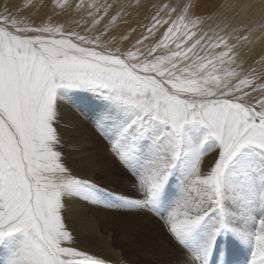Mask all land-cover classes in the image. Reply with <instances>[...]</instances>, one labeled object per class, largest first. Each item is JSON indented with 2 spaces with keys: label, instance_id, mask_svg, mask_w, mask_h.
I'll return each mask as SVG.
<instances>
[{
  "label": "snow or ice",
  "instance_id": "obj_1",
  "mask_svg": "<svg viewBox=\"0 0 264 264\" xmlns=\"http://www.w3.org/2000/svg\"><path fill=\"white\" fill-rule=\"evenodd\" d=\"M73 5L86 12L75 28L0 10V242L12 249L7 264H108L84 247L113 238L99 236L101 218L146 247L176 249L184 264H207L209 245L197 242L203 226L210 225L209 237L230 230L252 243L250 264H264V54L251 58L258 67H245L251 30L209 34L198 30L189 5L161 3L134 43L130 28L122 34L126 47H113L109 28L124 6L73 0L60 7ZM73 91L104 102L93 122L103 152L68 147L66 129L76 139L85 132L62 123V102ZM193 124L196 140L187 132ZM181 158L185 175L162 213ZM109 161L136 189L118 193L121 204L95 195ZM77 206L79 216L70 218ZM254 206L258 227L248 215ZM124 217L155 219L160 231L144 234Z\"/></svg>",
  "mask_w": 264,
  "mask_h": 264
},
{
  "label": "rangeland",
  "instance_id": "obj_2",
  "mask_svg": "<svg viewBox=\"0 0 264 264\" xmlns=\"http://www.w3.org/2000/svg\"><path fill=\"white\" fill-rule=\"evenodd\" d=\"M160 1L165 0H136L135 11L146 7L150 3L159 4ZM193 10L197 13H208L209 15L217 14L218 11L222 13L239 12L243 13L245 10H254L257 12L254 24H257L251 34V43L257 46L264 47V0H224V5L220 9H216L214 0H191ZM221 0H218L220 2ZM105 2V1H104ZM103 2V3H104ZM115 7L123 5L122 2H108ZM244 7V8H243ZM11 8L0 0V10ZM134 11V12H135ZM140 13V12H139ZM141 19V13L137 15ZM238 19V18H236ZM139 20V19H138ZM130 26H128V24ZM241 21L233 23V26H240ZM117 34H121L126 30L130 32V28H136V24L132 21L129 11L124 10V14L113 25ZM135 38V36H133ZM63 103V111L61 113L62 119L68 123H75L82 127L85 132L82 138H72V133L65 130L66 137L70 138L68 147L78 148L83 146L84 151L89 153L103 152L104 146L100 139L93 131V122L96 119L97 113L103 108L104 102L97 98V96L90 92L73 91L69 92L65 97ZM194 128H191L193 131ZM155 131V130H153ZM188 135L196 140L198 136L194 137V133L187 131ZM152 133L150 132L149 135ZM149 140L145 139L143 142L142 151L146 150ZM73 156L78 157L79 152H73ZM257 159L258 158H253ZM187 161L181 158L177 161L176 168L173 175L170 177L168 185L161 198L159 207L161 212H166L174 203L181 180L185 175ZM91 174V173H89ZM100 187L95 191V195L99 198L110 201L114 204H121L118 193L124 195L133 194L136 189L132 186V178L130 175L122 171L114 162L109 161L104 169V172L99 177ZM108 187V191L103 189ZM79 199V198H76ZM80 214L79 207L70 208V218H77ZM248 215L257 218L261 215V210L258 206H254L249 210ZM126 220L133 222L138 221L143 227V233L147 235H155L160 229L155 219L146 221L136 217H124ZM243 220H237L236 224L239 226ZM249 228H251V221H249ZM96 230L100 237L106 234L113 237L107 244H98L95 240L87 242L84 247L90 248L92 252L99 254L100 258L106 259L108 264H184L186 257L174 248L166 247H146L139 243L137 238L131 235H122V229L112 225L103 218L96 221ZM210 225L203 226L197 235V242L200 245L208 243V257L207 264H250L252 259L253 245L252 243L244 242L240 237L235 235L230 230H222L214 237H209ZM11 247L8 243L0 242V264H7L11 255Z\"/></svg>",
  "mask_w": 264,
  "mask_h": 264
},
{
  "label": "bare ground",
  "instance_id": "obj_3",
  "mask_svg": "<svg viewBox=\"0 0 264 264\" xmlns=\"http://www.w3.org/2000/svg\"><path fill=\"white\" fill-rule=\"evenodd\" d=\"M105 0H98L99 3H103ZM135 1L136 0H107V2H122L124 6V10L129 11V15L132 21L136 24V36H139L141 32H144V25L150 23V16L154 14L156 6L160 5L163 1H160L159 4L150 3L146 7L140 8L135 11ZM89 3L92 0H88ZM191 0H165L164 3H171L173 6L179 7L183 5H189V13L191 18L196 20L199 25V31H206L209 34H212V31H220L224 29L229 35L235 36L238 34V31H243L244 29H250V43L243 50V57L247 59L250 63L246 64L245 67H258L256 62L251 58L254 56L256 60L259 59V54H264V47L257 46L255 47L251 43V34L254 31L257 24H254V20L257 21L256 16L257 12L254 10H245L243 13L239 14V12H231V13H222L220 11L217 14L209 15L208 13H197L193 10ZM216 4V9H220L224 5V0L218 2V0H214ZM3 3L6 6L11 8L10 12L17 13L23 12L24 17L29 20V22L35 21L36 23L43 22L44 24H48L51 22L54 25L64 24L65 27L75 28L76 23L79 22L83 24L84 18H86V12L80 11L73 7L69 10H63L60 5L64 4H73V0H59V4L57 0H33V4L35 7L30 10L26 8V0H3ZM75 3H79V0H75ZM244 8V7H243ZM135 11V12H134ZM141 13V19L137 18V15ZM238 18V19H236ZM139 19V20H138ZM241 21L240 26H233V23ZM131 23L128 24L130 26ZM236 29L238 31H233ZM110 35L107 37L108 39L115 38L113 40V44L111 46L116 47L119 46L121 48L126 47L125 42L123 41V35H129V31H122L121 34H117L115 29L112 27L109 28ZM224 34V32H221ZM135 38H132L130 43H134ZM162 54V53H161ZM191 128H194L193 131ZM190 130V133H194L195 136L200 135L199 128L196 125H188L187 131ZM208 263V262H207Z\"/></svg>",
  "mask_w": 264,
  "mask_h": 264
}]
</instances>
